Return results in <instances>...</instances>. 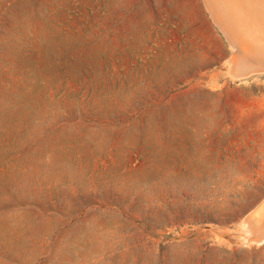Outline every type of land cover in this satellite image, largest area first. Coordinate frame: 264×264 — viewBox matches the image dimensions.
<instances>
[{
    "label": "rangeland",
    "instance_id": "1",
    "mask_svg": "<svg viewBox=\"0 0 264 264\" xmlns=\"http://www.w3.org/2000/svg\"><path fill=\"white\" fill-rule=\"evenodd\" d=\"M210 10L0 0V264H264V67Z\"/></svg>",
    "mask_w": 264,
    "mask_h": 264
},
{
    "label": "bare ground",
    "instance_id": "2",
    "mask_svg": "<svg viewBox=\"0 0 264 264\" xmlns=\"http://www.w3.org/2000/svg\"><path fill=\"white\" fill-rule=\"evenodd\" d=\"M206 2L212 9L210 11L220 18L230 38L239 45V48L242 47L243 53L246 50L245 62L264 67V0H206ZM240 51L242 50L238 52ZM242 224L246 228V241L257 243L264 241V199L251 210Z\"/></svg>",
    "mask_w": 264,
    "mask_h": 264
}]
</instances>
